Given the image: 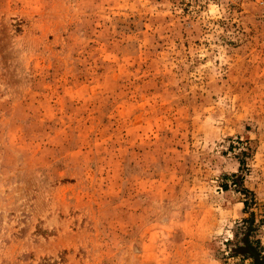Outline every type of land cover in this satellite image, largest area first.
I'll return each instance as SVG.
<instances>
[{
	"label": "rangeland",
	"instance_id": "rangeland-1",
	"mask_svg": "<svg viewBox=\"0 0 264 264\" xmlns=\"http://www.w3.org/2000/svg\"><path fill=\"white\" fill-rule=\"evenodd\" d=\"M249 227L264 0H0V264H250Z\"/></svg>",
	"mask_w": 264,
	"mask_h": 264
},
{
	"label": "trees",
	"instance_id": "trees-1",
	"mask_svg": "<svg viewBox=\"0 0 264 264\" xmlns=\"http://www.w3.org/2000/svg\"><path fill=\"white\" fill-rule=\"evenodd\" d=\"M244 191L246 193L249 192L248 190ZM244 204L247 207V200L244 202ZM246 222H248V220ZM253 231V228L249 227L248 231L245 233L243 243L237 247V253L245 259H249L251 261L250 264H264V248L262 247L260 241H253L251 239V233Z\"/></svg>",
	"mask_w": 264,
	"mask_h": 264
}]
</instances>
